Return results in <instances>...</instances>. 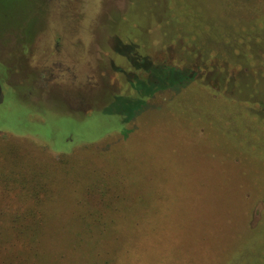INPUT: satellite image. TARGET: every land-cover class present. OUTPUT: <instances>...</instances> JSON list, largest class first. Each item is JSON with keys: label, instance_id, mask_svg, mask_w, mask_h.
<instances>
[{"label": "rangeland", "instance_id": "1", "mask_svg": "<svg viewBox=\"0 0 264 264\" xmlns=\"http://www.w3.org/2000/svg\"><path fill=\"white\" fill-rule=\"evenodd\" d=\"M199 50L223 94L145 85L143 60ZM263 248L264 0H0V264H251Z\"/></svg>", "mask_w": 264, "mask_h": 264}, {"label": "trees", "instance_id": "2", "mask_svg": "<svg viewBox=\"0 0 264 264\" xmlns=\"http://www.w3.org/2000/svg\"><path fill=\"white\" fill-rule=\"evenodd\" d=\"M117 44H119V42H117ZM119 46H120V50L119 52L118 51L116 52L122 56H125L127 60H129L130 64H132L133 62H131V56L129 55L130 52L127 51V47H126L127 45L125 46V45L120 44ZM124 47L126 50L123 49ZM191 53L192 52H190V54ZM196 53H198L199 59L201 61L200 64H196V65L187 64L185 66L179 67L177 65L162 62L160 65H157L155 67V66H152L150 62L143 60V66H146L145 71L147 70L146 77H145L146 79L145 85L155 84L156 87L153 93H156V92L163 93L168 90H171L172 88H174L175 90L178 89L179 91L180 89L186 87L187 85L193 82H198L202 86H205V87L212 86L216 90L217 93L223 94L224 92H222V90H224V75L221 72L219 62L217 61L216 63H213L210 68L208 67L210 70H215L217 72V76H215L214 82L211 83L209 78L206 75V71H207L206 64H207V58L209 57V54L205 51H200V50L197 51ZM132 57H134V62L138 61L137 57L133 55ZM131 78L133 79L132 80L129 79V82L135 81L137 77L132 76ZM263 251H264V248L262 250V253L259 252V254H255L251 252L252 257H253L252 258L253 261L251 262V264H264V261H263L264 252ZM259 256L261 258L260 262L258 261Z\"/></svg>", "mask_w": 264, "mask_h": 264}]
</instances>
